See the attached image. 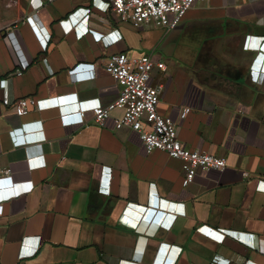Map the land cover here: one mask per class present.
Returning <instances> with one entry per match:
<instances>
[{"label": "crops", "instance_id": "crops-1", "mask_svg": "<svg viewBox=\"0 0 264 264\" xmlns=\"http://www.w3.org/2000/svg\"><path fill=\"white\" fill-rule=\"evenodd\" d=\"M11 1L0 17V168L13 180L0 176V264H264V81L251 76H264V0L195 4L168 33L120 21L107 0ZM120 53L165 65L150 79L159 114L187 149L224 158L222 172L184 189L179 161L114 129L120 111L101 125L74 113L117 98L104 63Z\"/></svg>", "mask_w": 264, "mask_h": 264}, {"label": "built area", "instance_id": "built-area-1", "mask_svg": "<svg viewBox=\"0 0 264 264\" xmlns=\"http://www.w3.org/2000/svg\"><path fill=\"white\" fill-rule=\"evenodd\" d=\"M207 1L209 0H107V3L120 21L130 23L136 29L152 24L168 33L180 25L193 5ZM87 30V27L80 26L78 37ZM79 69L91 70L88 75L80 77V80L94 78L93 65L82 64ZM153 69L165 71V65L153 61L149 55L131 56L120 53L109 56L105 60L104 71L119 88L117 98L105 106L96 100L90 105L77 102L73 110L79 117L90 112L95 125H101L109 119L113 111H120L121 116L115 121L114 129H129L137 133L147 154L160 151L170 159L179 161L183 175L182 187L186 189L201 173L222 172L226 168V161L221 157L187 149L179 141L175 123L160 115L157 110L162 86L150 84ZM21 74L20 71L15 73L16 76ZM251 76L253 81H264V76L259 73L252 72ZM3 103L7 105L10 101L5 98ZM34 105L33 98L15 101L14 113L18 117H24L28 114V107ZM188 112L189 109L181 111L180 118L184 119ZM15 144L17 146L20 142ZM1 175L8 176L13 182L10 169L0 168ZM25 254L22 250L20 256Z\"/></svg>", "mask_w": 264, "mask_h": 264}, {"label": "rangeland", "instance_id": "rangeland-1", "mask_svg": "<svg viewBox=\"0 0 264 264\" xmlns=\"http://www.w3.org/2000/svg\"><path fill=\"white\" fill-rule=\"evenodd\" d=\"M10 2L8 3V0H0V17H1V14H2V10L1 8L4 6V4H7L8 3V6H11L14 4L13 1L9 0Z\"/></svg>", "mask_w": 264, "mask_h": 264}]
</instances>
